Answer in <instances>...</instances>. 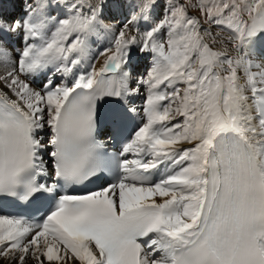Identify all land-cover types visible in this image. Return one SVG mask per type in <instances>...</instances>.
Here are the masks:
<instances>
[{
  "label": "snow or ice",
  "instance_id": "obj_1",
  "mask_svg": "<svg viewBox=\"0 0 264 264\" xmlns=\"http://www.w3.org/2000/svg\"><path fill=\"white\" fill-rule=\"evenodd\" d=\"M0 258L264 264V0H0Z\"/></svg>",
  "mask_w": 264,
  "mask_h": 264
},
{
  "label": "rangeland",
  "instance_id": "obj_2",
  "mask_svg": "<svg viewBox=\"0 0 264 264\" xmlns=\"http://www.w3.org/2000/svg\"><path fill=\"white\" fill-rule=\"evenodd\" d=\"M184 2V0H182V3ZM192 3H197V0H192ZM16 8H17V10H18V12H19V5L17 4L16 5ZM189 13L191 14V15H195L196 14V10L195 9H189ZM15 14H17L18 15V13L16 12ZM103 44V43H102ZM0 263H2V261H1V259H0Z\"/></svg>",
  "mask_w": 264,
  "mask_h": 264
},
{
  "label": "bare ground",
  "instance_id": "obj_3",
  "mask_svg": "<svg viewBox=\"0 0 264 264\" xmlns=\"http://www.w3.org/2000/svg\"><path fill=\"white\" fill-rule=\"evenodd\" d=\"M17 9V8H16ZM10 12H12V10H10ZM1 259V261H2V263H0V264H7V262L3 259V258H0ZM29 264H32V262L31 261H29Z\"/></svg>",
  "mask_w": 264,
  "mask_h": 264
}]
</instances>
